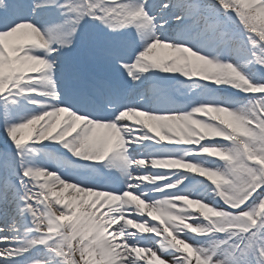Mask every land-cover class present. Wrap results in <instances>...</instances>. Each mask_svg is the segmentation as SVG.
<instances>
[{"label":"snow or ice","instance_id":"snow-or-ice-1","mask_svg":"<svg viewBox=\"0 0 264 264\" xmlns=\"http://www.w3.org/2000/svg\"><path fill=\"white\" fill-rule=\"evenodd\" d=\"M0 264H264V0H0Z\"/></svg>","mask_w":264,"mask_h":264}]
</instances>
